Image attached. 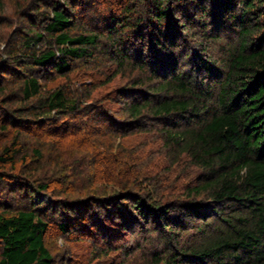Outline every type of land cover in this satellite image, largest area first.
<instances>
[{"label": "trees", "instance_id": "1", "mask_svg": "<svg viewBox=\"0 0 264 264\" xmlns=\"http://www.w3.org/2000/svg\"><path fill=\"white\" fill-rule=\"evenodd\" d=\"M51 230L264 264V0H0V264H55Z\"/></svg>", "mask_w": 264, "mask_h": 264}, {"label": "rangeland", "instance_id": "2", "mask_svg": "<svg viewBox=\"0 0 264 264\" xmlns=\"http://www.w3.org/2000/svg\"><path fill=\"white\" fill-rule=\"evenodd\" d=\"M7 14L9 15V18H11L12 16V9L10 7L7 6ZM7 31H10V29L8 28ZM118 108V107H116ZM155 134V133H154ZM140 138H146L147 142L150 141V144H148V147L153 150L154 152L160 149V142L157 141L156 139L154 140L153 136H139ZM154 140V142H152ZM145 141V140H144ZM142 143H144L143 141H141ZM157 149V150H156ZM157 158H155L154 162L157 160L159 161L161 159V157L156 156ZM166 165V164H164ZM181 169H183V167H181ZM181 169H178L175 172V177L178 178L177 179V183L176 184H183L185 185L189 179L193 176L192 174V170L191 167L188 168V171H181ZM164 178V177H163ZM170 178L169 180H165L167 181V183L163 182L166 187H169L171 189H173V181L171 182L172 178ZM133 231V229H131ZM130 230V232L125 233V235L119 240L117 238V240H115L114 243H112L114 246H118L117 248H122L128 245V239H132L129 235L132 233V231ZM136 232L144 233V231L141 229L136 230ZM135 232V233H136ZM76 236V235H75ZM75 236H71V237H61V235H59V233H56L55 231L51 230V232L48 234V236L45 237V243L46 246L51 250L52 255L55 258V264H134L132 262L133 259L137 258V255L135 252H132L130 254V256L128 255L126 258V261L124 260L122 262V259H124L125 257L122 256L121 253H119V251H112L110 253V255L108 257H101L99 260L97 258H95V254L93 253V248L96 245H90L88 242L86 241H77L73 238H75ZM77 237V236H76ZM81 239V236L79 237ZM69 239V242H67V240ZM71 239V240H70ZM79 239V240H80ZM88 240V239H86ZM74 241V242H73ZM89 241V240H88ZM133 241V240H131ZM92 244L95 242L89 241ZM98 243V242H96ZM127 244V245H126ZM97 247H100L99 244L97 245ZM72 248V249H71ZM73 251H71V250ZM69 251V253H68ZM130 262H128L129 260Z\"/></svg>", "mask_w": 264, "mask_h": 264}]
</instances>
